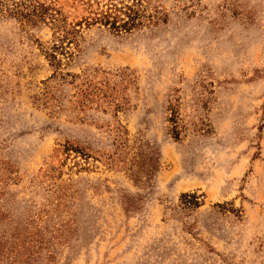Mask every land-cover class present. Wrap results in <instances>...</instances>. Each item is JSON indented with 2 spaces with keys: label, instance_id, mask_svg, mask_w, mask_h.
I'll return each mask as SVG.
<instances>
[{
  "label": "rangeland",
  "instance_id": "374dc122",
  "mask_svg": "<svg viewBox=\"0 0 264 264\" xmlns=\"http://www.w3.org/2000/svg\"><path fill=\"white\" fill-rule=\"evenodd\" d=\"M17 1L0 0V264H264V0H134L126 32L85 22L109 0H37L79 23L65 79L50 21Z\"/></svg>",
  "mask_w": 264,
  "mask_h": 264
},
{
  "label": "trees",
  "instance_id": "16d2710c",
  "mask_svg": "<svg viewBox=\"0 0 264 264\" xmlns=\"http://www.w3.org/2000/svg\"><path fill=\"white\" fill-rule=\"evenodd\" d=\"M138 1L139 0H135L137 3ZM137 3H134L133 0L132 3L122 2L121 5H118L112 2V0H109L104 8L97 11L90 20H85V22L88 25L98 22L108 26L111 30L116 32L129 31L134 26L141 24L140 18L142 14L137 7ZM49 10L54 12H50ZM8 11L32 24L46 22L48 19L52 25L55 37H57V41L51 46V50L46 52L51 66L55 69L51 77L58 76L61 79H65L67 76H75L61 71L62 59L57 55L58 53H62L67 58L66 63L72 58V50H70V48L72 45L75 47L78 45L79 31L75 25H79V23H67L66 20L61 17L58 10L56 11L51 7H46L37 0H19L12 8L8 9ZM65 42H67L66 45H64ZM82 94L86 95L85 92H82ZM180 202L181 207L187 210H193L201 204L199 195L196 194V192L182 193L180 195Z\"/></svg>",
  "mask_w": 264,
  "mask_h": 264
}]
</instances>
